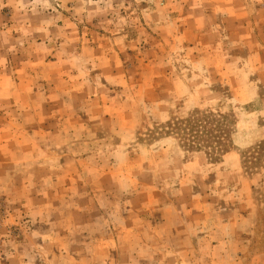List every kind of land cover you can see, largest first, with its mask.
<instances>
[{
    "label": "rangeland",
    "instance_id": "374dc122",
    "mask_svg": "<svg viewBox=\"0 0 264 264\" xmlns=\"http://www.w3.org/2000/svg\"><path fill=\"white\" fill-rule=\"evenodd\" d=\"M263 140L264 0H0V264H264Z\"/></svg>",
    "mask_w": 264,
    "mask_h": 264
},
{
    "label": "trees",
    "instance_id": "16d2710c",
    "mask_svg": "<svg viewBox=\"0 0 264 264\" xmlns=\"http://www.w3.org/2000/svg\"><path fill=\"white\" fill-rule=\"evenodd\" d=\"M226 117L213 114L193 115L184 120L169 123L165 134L175 136L179 143L189 150H206L213 160L228 149L230 140V125L226 124ZM248 164H258L264 161V140L244 153Z\"/></svg>",
    "mask_w": 264,
    "mask_h": 264
}]
</instances>
